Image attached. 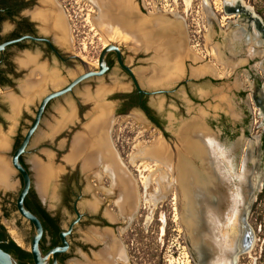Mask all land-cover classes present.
<instances>
[{
    "label": "flooded vegetation",
    "instance_id": "1",
    "mask_svg": "<svg viewBox=\"0 0 264 264\" xmlns=\"http://www.w3.org/2000/svg\"><path fill=\"white\" fill-rule=\"evenodd\" d=\"M98 1L107 9L109 39L119 53L116 49L106 53L107 69L102 76L83 79L70 90L49 99L42 108L38 129L42 127L38 132H46L45 138L57 157L72 154L73 139L95 111L91 102L83 101V95L89 90L87 94L95 97L99 87L98 101L108 113L105 123L97 126L89 140L86 138L79 153H74L75 158L69 161L62 158L59 163L62 168L58 176L59 212L53 214L43 206L33 184L25 196L38 203L54 224L51 228L55 235L43 229L40 239L43 252L62 245L59 233L67 231L64 236L67 248L56 254L58 264H87L86 260L92 261L88 264L106 261V264H125L131 221L138 212L142 189L147 187L142 181L143 174L137 173L140 169L134 167L139 157L127 159L126 154L122 155L112 145L109 133L112 122L132 120L157 131L156 143L163 145L161 147H165L167 153L154 156L150 152L154 143L146 146L141 155L157 162L156 179L163 183L164 197L173 188L178 201H192L193 190L186 182L189 167H200L208 181L209 174L205 169L206 159L211 156L208 144L215 145L216 159L228 156L220 161V168L227 174L228 167L232 166L230 190L238 189L244 193L241 184L237 185L242 171L250 176L253 161H258L259 167L264 162L261 153L264 139V13L258 3L223 2L218 8L211 0L205 5L201 0L202 27L193 17L187 29L189 38H186L177 4L152 0H96L95 5ZM92 7L96 14L97 10ZM229 7L233 11L229 12ZM62 8L64 5L59 0H0V44L15 40L0 50V186L21 185L19 172L10 169L6 178L5 164L34 121L42 99L66 88L85 71V62L98 69L97 60L104 44L96 61L91 62L80 50H70ZM55 12H59L64 21L65 42L58 41L57 33L51 28L50 19ZM118 54L126 69L121 66ZM52 76L56 78H53L54 83L50 80ZM26 81H36L40 86L43 83V87L31 102L21 103L12 113L7 98L23 97L19 87ZM69 111L73 112V123L54 130L53 127L46 128ZM51 119L56 120L52 122ZM258 126H261L260 133L255 130ZM47 133L52 134L51 138ZM100 138L103 145L96 152ZM5 139L6 143L3 142ZM25 154L19 159L29 168L24 161ZM222 190H215L214 204ZM209 192L204 186L200 188L202 197L206 198ZM7 193L10 190L0 191V198H7ZM10 204L17 212L15 199ZM196 205L198 213L195 215H204L202 202ZM221 208L225 210L224 205ZM3 214L7 213L3 211ZM25 221L32 229L31 223ZM222 223L224 227V220ZM200 259L199 254L195 255V264H201Z\"/></svg>",
    "mask_w": 264,
    "mask_h": 264
},
{
    "label": "rangeland",
    "instance_id": "2",
    "mask_svg": "<svg viewBox=\"0 0 264 264\" xmlns=\"http://www.w3.org/2000/svg\"><path fill=\"white\" fill-rule=\"evenodd\" d=\"M59 1L64 5L62 9H64L63 15L67 23L70 50H80L86 56V60L90 62L96 61L98 52L103 43H105V40L93 21V16L95 15L93 7L84 0ZM152 1L157 3L171 2V5L174 6L177 4V8L179 9L178 14L181 16L186 28V38H189L190 32L187 29L189 28L188 24H192L193 17L195 21L200 23V27H202L203 6L201 0H190L188 4H185L184 0ZM211 1L218 8L224 2V0ZM239 1L245 4L258 3L264 13V0ZM257 119L260 118L257 117ZM255 130L260 133L261 126H258ZM109 133L112 145L118 148L122 155L124 154L125 156L126 154L125 157L127 159L131 156L139 157V162H135L136 165L134 167L140 169L137 173H142L143 177L150 181L148 186H146L147 188L142 189L138 212L131 221L130 227L132 228V232L129 235V239H126V250L128 252L125 264H195L192 250L187 244L185 229L179 216L180 212L178 209L180 208L178 206L177 193L171 188V193L165 197L163 196L155 205L150 204L147 200V196L151 195L154 190L163 189L160 185L161 183L159 184L156 179L157 162L144 159L141 155L146 146L157 142V131L142 122L119 119L116 122L110 123ZM36 138L37 136L35 140ZM35 140L30 142L24 155V161L28 166H30L33 158L41 157L40 159L44 160L47 152L51 154L53 163L59 166L63 157L62 155L57 157L56 151L50 148L49 140L44 138L38 141ZM261 148V153L264 155V139ZM262 164L264 172V162ZM144 168L146 171H143ZM60 170L59 172H61ZM54 181L52 180L47 188L46 195L43 196V202L53 214L60 210L58 196L59 180L57 178ZM18 190L19 183H16L14 189L10 190V193H7V198H0V221L10 237L17 244L27 248L31 227L25 219L19 217L10 204L15 199ZM260 194L263 195L260 197ZM3 211L7 214H3ZM246 221L252 232V245L248 251L239 255L236 254L234 264H264V178L263 184L258 186L257 193L249 205ZM238 225L243 226L239 220ZM225 229L223 232L225 233L226 231V235L230 238L232 237L238 243L241 233L235 232L237 227L230 225Z\"/></svg>",
    "mask_w": 264,
    "mask_h": 264
},
{
    "label": "bare ground",
    "instance_id": "3",
    "mask_svg": "<svg viewBox=\"0 0 264 264\" xmlns=\"http://www.w3.org/2000/svg\"><path fill=\"white\" fill-rule=\"evenodd\" d=\"M235 1L236 0H224V2L228 3V4H233ZM184 2H185V4H188L190 2V0H184ZM203 3L206 4L207 3L206 0H204ZM52 14H53L52 15L53 19H50L52 21L50 23L51 24V28H52L54 33H57L56 34V38H58L57 40L58 41L62 40V42H65V40H66L65 38L66 37H65L64 21H63L61 15L59 14V12L58 13L55 12V13H52ZM50 17H51V15L49 14V18ZM102 32H103V34L105 36L109 35V31H108L107 28H103ZM103 44L105 45V43H103ZM20 62L22 63L23 60H21ZM52 75H54V74H52ZM48 77H50V76L48 75ZM45 78L46 77H44L43 79H45ZM53 78H55V76L54 77L52 76L51 79L50 78L49 79L52 80ZM31 82L30 81H26V82H24L23 85L21 84V87H19L20 90L23 91V94H21V95H23V97L18 98L19 96L16 95V98L14 96H10L9 98H7V99H9L8 101H10L9 103H11V105H12L14 110L19 108V106L23 102H25V103L26 102H31L33 100L34 96L39 94L40 89H41L40 87H43V83H42V86H40L41 84L38 85L39 83H37L36 81H35L36 83L35 82L31 83ZM52 82L54 83L55 80L53 79ZM96 87H99V86H96ZM97 90L98 91L95 90L97 92L96 95H95L96 99H94L95 97L93 95L92 96L94 98H92V96L89 95L90 93L87 94V92L89 90H86V92H85L86 94L83 95V101L84 102H89V103L91 102L90 104H92V108L95 111H94L93 115H90L92 117L89 118V120L85 121L86 123L84 122L85 124L83 125L82 131H79V133L76 134L74 139L72 138L74 140V143H73L72 148H71L72 150L70 149L71 150L70 153H72V154H69V156L64 157L63 159H65V160L69 161V160L75 158V156L79 153L78 149L81 146H84L83 143H84V141H86V138H88L87 140H89L90 139L89 137L92 136V134L95 132L97 126L98 125H102V124L105 123V116L108 113L106 112L107 110H105L104 108H101L102 103L100 102V100L98 101V98H97L99 96V92H101V88L99 87ZM93 94H95V93H93ZM11 95H13V93ZM104 106H105V104H104ZM90 110L92 111V109H90ZM58 111H60V110H58ZM63 113L64 112H62L61 115ZM73 117H74L73 112L69 111V112L66 113L65 116H63L62 118H60L58 120L51 119L52 122H53V120H56V121H54L52 125L48 124V122H49L48 121L47 122L48 125H47V127L46 126L45 127L48 128V129L50 127L51 128L53 127V130H54L57 127L59 128V127L65 125L67 123H71L73 121ZM46 128H45V130H46ZM49 131H51V129ZM76 132H78V131H76ZM45 134H46V132H44V130L41 133H39L37 135L36 141H38L39 139H43V138L46 139L45 138L46 137ZM47 135L48 136L50 135V138H51L52 134H48L47 133ZM203 137L205 138V136H203ZM3 138H5V136L2 137V139ZM206 141H208V140H206ZM3 142L6 143V139ZM210 142L213 143L212 140ZM5 143L3 144V146L5 145ZM58 144H61V143L59 142ZM101 145H103L102 139H101V141L98 142V145H96L99 150L95 146V149H97L96 152L100 151ZM208 145L211 146L210 147V150H211L210 151V155L211 156L208 159H206V166H205L206 172L209 174L208 181H207V177L202 175L203 172H201L199 170L200 167L198 168L197 166H192L191 168L189 167L187 169L188 179L186 180V182H187V184L189 183V186L193 190L192 191V202L195 203V206H194V203H191V205L189 206V210L191 212L192 217L195 215V213L197 214L198 213V209H197V205L198 204L196 205V203H197V200H201L200 202H202V210H203V214H204L203 215V221H202L201 224L198 221H196L195 223L192 222L190 226L193 227V230H194L193 233H194L195 238L196 239L200 238V240L203 243V246L206 249L207 254H208L205 257H204V255L203 256L200 255L201 264H234L235 263V259H236L235 256H236V254H238V249H239L238 246L239 245H238V243H236L234 241V239L232 237L231 238L228 237L226 235V231L224 233L223 230L225 228L229 227L230 225L238 226V220H239V209L238 208H239V206H241V203L243 201L244 195H243V192H241V191L239 192L238 189L230 190L231 180H232V176H231L232 174L231 173H234L231 170L232 166L230 165V167H228V173L227 174L223 170H221V168H220V166H221V162L220 161L224 160V159H227L228 156L227 157H225V156L221 157L223 159H221L220 157H217V159H216L215 155H214V152H215L214 146L215 145H210V144H208ZM161 146L163 147V145H161ZM161 146L160 145H155V147L150 152L154 156H156L158 154L161 155V154L165 153L166 152V148L165 147L162 148ZM95 149H93L94 153H95ZM74 153H76V155ZM81 156H82V154H81ZM45 157L46 158L44 160H41L40 159L41 157L40 158H33L31 160V166H32V170H33V175H34V181H35V184H36V188H37L38 193L42 197L46 195L47 188L51 184L52 180L55 178L57 173L59 172V169H62L61 167L59 168V166H57V165H55L53 163L51 154H49L47 152L45 154ZM241 168H243V167H241ZM175 169H177V168H175ZM237 175L239 177V174H237ZM237 175H235V176H237ZM234 179H235V177H234ZM239 181H238L237 185L239 187V185L241 184L242 190L244 191L246 186L248 185L247 177H246V174H245L244 171H242L241 181L240 182ZM143 183H144V187H146L148 185L149 181L146 178H144L143 179ZM160 183L163 184L162 182H159V184ZM232 185H234V184H232ZM203 186L208 188L210 190V192L213 191V190H216V189L218 190L219 188L223 189L222 190L223 193H221V191H219L220 192L218 194V195H220L219 197L216 194L217 195L216 197H218V198H217V202H215V204H214V199H213V196L215 195L214 194L215 192L213 194L211 193L210 195L208 194L206 198L202 197V195H200V188L203 187ZM232 188H234V187H232ZM125 189H126V187H125ZM130 193H131V190H130ZM127 194H128V192H127ZM131 194L133 196V193H131ZM125 195H126V193H125ZM163 196H164L163 191L161 189L160 190L157 189V190H154V192L151 195L147 196V200H148V202L150 204L155 205L160 199L163 198ZM129 198H128V200H129ZM195 200H196V202H195ZM125 201H126V198H125ZM132 204H133V201H132ZM223 205L225 206V208H224L225 210H223L221 208ZM199 212H200V208H199ZM223 220H224V225H225L224 227H222L223 226L222 225L223 224L222 223ZM220 223H221V225H220ZM235 232L238 233V230L236 229ZM94 259H96V258H94ZM94 259H92V260H94ZM100 261H99V263H100ZM104 261H106V260H104ZM88 262L86 260L87 264H88ZM91 262L92 261H90L89 263H91ZM106 262H103V264H106ZM92 264H96V262H94Z\"/></svg>",
    "mask_w": 264,
    "mask_h": 264
},
{
    "label": "water",
    "instance_id": "4",
    "mask_svg": "<svg viewBox=\"0 0 264 264\" xmlns=\"http://www.w3.org/2000/svg\"><path fill=\"white\" fill-rule=\"evenodd\" d=\"M87 1L92 6H94L95 9L97 10V13L93 16V21L105 40V45L103 46L100 52V55L98 57V60H97L98 69H94L90 64L85 62L84 63L85 71L82 74L78 75V77H76L74 80H72V82H70V84L66 88L60 91H54L52 93H49L42 99L34 121L25 130L20 144L16 147V149L12 153L10 160L9 161L7 160L5 164L6 178L8 176L10 169H11V172H19L21 175V185L19 187L18 193L15 198V207H16L17 213L22 218L29 221L32 225L28 247L26 248L31 254L32 261H33L32 264H58L56 254L58 252L64 251L67 248V243L64 239V236L67 233V231L66 232L61 231L59 233V237H60V241L62 245L54 246L48 251L43 252L42 248L40 247V239L43 235L42 223L39 217L36 214H34L30 209H28L24 204V198L26 194L28 193L32 184L43 206L46 209H48V207L43 202V197L37 191L31 163H30L29 168H26L25 165L20 161L19 156L27 152V148L30 142L35 140V137L38 135L39 118H40V114H41L42 108L45 105V103L52 97H55L63 92L70 90L74 84L82 81L83 79H86L91 76H96V77L102 76L105 70L107 69V65L105 64V61H104V57L106 53L110 49H116L113 46L112 41L109 39V35L105 36L102 32L103 28L108 29L107 9L99 1L97 5H95L94 3V1L96 0H87ZM239 2H240L239 0H236L233 4H238ZM229 8H230L229 12L233 11L231 7ZM181 23L183 26L184 22L182 18H181ZM183 35L184 36L186 35L185 32L183 33ZM14 41L15 40H10L6 43H10ZM6 43L0 44V50L3 49ZM116 51L118 52L117 49ZM118 59H119L121 66L126 69V66L121 62L120 54H118ZM11 111L12 113H14L12 106H11ZM34 133H35V136L33 137ZM253 164H254V167L252 169L253 170L252 175L248 176V174H246L248 185L246 186L244 190V193H243L244 197H243L241 206H239L238 208L239 209V221L243 225L242 227L239 225L236 226L238 232L241 233V236L238 242V245H239L238 255L248 251L252 245V232L246 221V213H247L250 203L252 202L254 196L257 193L258 186L263 184V178H264L263 177V174H264L263 165L259 167L258 161L256 162L255 160L253 161ZM59 174L60 172L57 173V175L55 176L53 180H56ZM250 180H251V184H249ZM14 187H15L14 185L4 184L0 186V191L6 192L7 190H13ZM214 192L215 190L207 194L210 195L211 193L213 194ZM200 201L201 200H197L198 203H200ZM191 203H194V202L190 200H180L179 201V204H178L180 208L178 209V211L180 212L179 216H180L183 228L185 229V236H186L187 244L192 250L193 257H195V255H198V254L202 256L204 255L205 257L208 255L207 251L204 248L203 243L201 242L200 238L198 239L194 238L195 237L193 233L194 230H193V227L190 226L192 222L195 223L196 221H198L201 224L203 221V215L202 214H200L199 216L194 215L192 217L191 212L189 210V206L191 205ZM0 264H19V260L13 255H11L10 253L0 248Z\"/></svg>",
    "mask_w": 264,
    "mask_h": 264
},
{
    "label": "trees",
    "instance_id": "5",
    "mask_svg": "<svg viewBox=\"0 0 264 264\" xmlns=\"http://www.w3.org/2000/svg\"><path fill=\"white\" fill-rule=\"evenodd\" d=\"M263 194H260V197ZM25 206L30 209L34 214H36L42 225L44 231H49L50 234L55 235L52 231L51 226H54L52 220L48 217L47 213L42 209L38 203H36L32 199H24ZM263 219V218H260ZM0 248L10 253L14 257H16L20 264L32 263V257L30 252L25 249L23 246L17 244L8 234L6 228L3 224L0 223Z\"/></svg>",
    "mask_w": 264,
    "mask_h": 264
}]
</instances>
